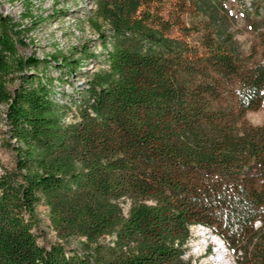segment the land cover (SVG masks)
I'll return each mask as SVG.
<instances>
[{"label": "trees", "instance_id": "trees-1", "mask_svg": "<svg viewBox=\"0 0 264 264\" xmlns=\"http://www.w3.org/2000/svg\"><path fill=\"white\" fill-rule=\"evenodd\" d=\"M260 4L244 53L223 0H98L112 48L71 120L55 95L63 77L47 71L81 62L20 55L0 13V118L16 163L0 172V264H202L184 257L192 226L237 264H264V122L245 116L264 105ZM39 204L62 242L38 241ZM77 236L87 249L63 243Z\"/></svg>", "mask_w": 264, "mask_h": 264}, {"label": "rangeland", "instance_id": "rangeland-1", "mask_svg": "<svg viewBox=\"0 0 264 264\" xmlns=\"http://www.w3.org/2000/svg\"><path fill=\"white\" fill-rule=\"evenodd\" d=\"M98 0H0V13L8 16L20 31L21 44L18 53L22 56L34 54L38 57L51 54L70 60H79L80 69L72 72L64 70L61 66L55 67L53 63L48 67L47 73L63 79L54 82L56 97L66 105L63 116L71 120L80 105V91L88 87V80L92 75L106 67V51L112 48L110 24L97 12ZM236 17L232 26L235 38L238 40L240 50L250 52L252 44L258 42V36L251 24L253 19L259 18L257 10L260 0H223ZM171 8V7H169ZM260 31L264 32V25L259 23ZM177 34V32H176ZM175 34V35H176ZM16 83L13 82L10 87ZM4 105L0 106V113ZM3 117V115L1 114ZM246 119L253 125L264 122V105L246 113ZM7 126L0 118V172L13 170L15 166L14 152L4 146V140H9L5 133ZM8 142V141H7ZM38 241L47 246L51 242H62L49 222L48 207L39 204L36 209ZM198 226H192L191 238L188 241V251L185 259L192 263L202 264H237L235 254L226 247V261L215 259L217 257L215 242L211 239L203 242V234ZM214 232H207L212 235ZM217 235V234H216ZM203 242V243H202ZM63 243L68 248L78 250L87 249L85 238L71 237ZM211 248V252L208 251ZM223 261V262H222Z\"/></svg>", "mask_w": 264, "mask_h": 264}, {"label": "bare ground", "instance_id": "bare-ground-1", "mask_svg": "<svg viewBox=\"0 0 264 264\" xmlns=\"http://www.w3.org/2000/svg\"><path fill=\"white\" fill-rule=\"evenodd\" d=\"M200 228H203L200 230V233L203 234V242L208 241V239H211V242H215L217 257H220L221 260L226 261V252L224 251V247L221 245L220 238L218 236L216 237V235L214 237L212 235H207V232H209L210 230L202 226Z\"/></svg>", "mask_w": 264, "mask_h": 264}, {"label": "water", "instance_id": "water-1", "mask_svg": "<svg viewBox=\"0 0 264 264\" xmlns=\"http://www.w3.org/2000/svg\"><path fill=\"white\" fill-rule=\"evenodd\" d=\"M219 238H220V237H219ZM220 240H221V241H220V242H221V245L224 247L225 245H224V243H223V240H222L221 238H220ZM224 251L227 252V250H226L225 247H224ZM214 258H215V259H218V260L221 259L220 257H216V256H215Z\"/></svg>", "mask_w": 264, "mask_h": 264}]
</instances>
